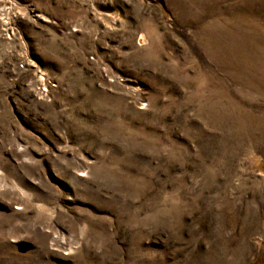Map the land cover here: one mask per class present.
<instances>
[{
	"label": "rangeland",
	"instance_id": "rangeland-1",
	"mask_svg": "<svg viewBox=\"0 0 264 264\" xmlns=\"http://www.w3.org/2000/svg\"><path fill=\"white\" fill-rule=\"evenodd\" d=\"M0 264H264V0H0Z\"/></svg>",
	"mask_w": 264,
	"mask_h": 264
}]
</instances>
